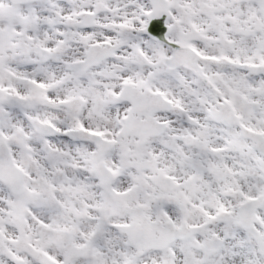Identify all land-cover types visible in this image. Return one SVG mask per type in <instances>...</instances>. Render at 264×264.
<instances>
[{
  "label": "snow or ice",
  "instance_id": "1",
  "mask_svg": "<svg viewBox=\"0 0 264 264\" xmlns=\"http://www.w3.org/2000/svg\"><path fill=\"white\" fill-rule=\"evenodd\" d=\"M0 264H264V0H0Z\"/></svg>",
  "mask_w": 264,
  "mask_h": 264
}]
</instances>
